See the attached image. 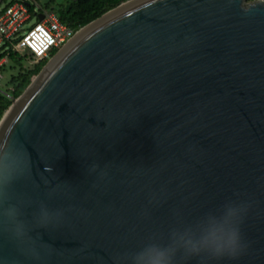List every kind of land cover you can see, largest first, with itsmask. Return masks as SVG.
Returning a JSON list of instances; mask_svg holds the SVG:
<instances>
[{"label": "water", "instance_id": "1", "mask_svg": "<svg viewBox=\"0 0 264 264\" xmlns=\"http://www.w3.org/2000/svg\"><path fill=\"white\" fill-rule=\"evenodd\" d=\"M242 2L128 0L49 58L0 119V264H264V3Z\"/></svg>", "mask_w": 264, "mask_h": 264}, {"label": "built area", "instance_id": "2", "mask_svg": "<svg viewBox=\"0 0 264 264\" xmlns=\"http://www.w3.org/2000/svg\"><path fill=\"white\" fill-rule=\"evenodd\" d=\"M38 14L43 19L30 24ZM78 30L61 23L55 13L43 10L34 0H7L0 8V67L11 51L21 56L28 52L38 62L53 48L60 50Z\"/></svg>", "mask_w": 264, "mask_h": 264}, {"label": "trees", "instance_id": "3", "mask_svg": "<svg viewBox=\"0 0 264 264\" xmlns=\"http://www.w3.org/2000/svg\"><path fill=\"white\" fill-rule=\"evenodd\" d=\"M126 1L128 0H69L65 5H59L50 10L55 13L61 23L73 30H78ZM6 3L7 0H0V8ZM48 6H50V3H47L46 7ZM56 52L51 51L50 56H53ZM26 57L34 60L32 54L28 52L23 56L12 51L8 54V60L19 66V71L10 76L8 89L5 92L0 91V118L11 105L12 99L22 94L30 84L32 77L36 76L48 61L47 57L43 58L36 62L32 68L24 70L22 61ZM2 68L3 64L0 69ZM6 94H9L10 97Z\"/></svg>", "mask_w": 264, "mask_h": 264}, {"label": "rangeland", "instance_id": "4", "mask_svg": "<svg viewBox=\"0 0 264 264\" xmlns=\"http://www.w3.org/2000/svg\"><path fill=\"white\" fill-rule=\"evenodd\" d=\"M43 10H46L48 12H53L50 9H54L59 5H65L69 0H34ZM47 3H50V6L46 7ZM54 13V12H53ZM37 20L36 17H32V19L30 20V24L35 23ZM53 51H58V48H53L51 50ZM50 51V52H51ZM51 53H49L47 60H49V58H51L52 56H50ZM36 62L33 59H29L28 57H26L23 61H22V66L24 70L30 69L34 66ZM19 71V66H17L16 64H14L13 62H11L10 60H5V62H3V68L0 69V91L5 92L8 89V81L10 79V76L12 74H15L16 72ZM35 76L32 77V79H34ZM31 79V80H32ZM1 119V118H0Z\"/></svg>", "mask_w": 264, "mask_h": 264}, {"label": "clouds", "instance_id": "5", "mask_svg": "<svg viewBox=\"0 0 264 264\" xmlns=\"http://www.w3.org/2000/svg\"><path fill=\"white\" fill-rule=\"evenodd\" d=\"M253 3V0H243L242 2V7L245 10H248L249 6ZM260 3H264V0H260ZM160 259H157L156 261H154V264H165V261L163 260V253H160Z\"/></svg>", "mask_w": 264, "mask_h": 264}]
</instances>
